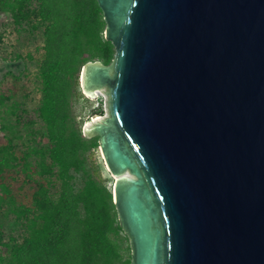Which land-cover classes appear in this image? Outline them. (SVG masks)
<instances>
[{
	"label": "water",
	"instance_id": "obj_1",
	"mask_svg": "<svg viewBox=\"0 0 264 264\" xmlns=\"http://www.w3.org/2000/svg\"><path fill=\"white\" fill-rule=\"evenodd\" d=\"M97 1L117 53L83 67V131L130 264H264V0Z\"/></svg>",
	"mask_w": 264,
	"mask_h": 264
},
{
	"label": "trees",
	"instance_id": "obj_2",
	"mask_svg": "<svg viewBox=\"0 0 264 264\" xmlns=\"http://www.w3.org/2000/svg\"><path fill=\"white\" fill-rule=\"evenodd\" d=\"M0 12L10 13L16 25L26 21L43 28L37 117L44 126L42 133L28 132L27 144L18 150L13 141L23 135L17 103L13 91L0 86V209L21 228L6 239L0 222V264H130L112 238L124 231L111 188L85 169L86 154L100 146L99 135L83 137L70 111L71 97H82L77 91L81 68L91 62L107 66L117 53L104 33L107 23L98 1L0 0ZM79 173L77 189L73 181ZM14 174H23L34 190L30 205L12 193Z\"/></svg>",
	"mask_w": 264,
	"mask_h": 264
},
{
	"label": "rangeland",
	"instance_id": "obj_3",
	"mask_svg": "<svg viewBox=\"0 0 264 264\" xmlns=\"http://www.w3.org/2000/svg\"><path fill=\"white\" fill-rule=\"evenodd\" d=\"M42 54L43 28L33 29L27 25L26 21L16 25L13 23L10 13L0 12V86L5 89H11L14 94L12 101L17 103L16 113L21 118L19 133L23 135L22 138L13 141L18 150L23 149L27 144L26 135L28 132H44L43 123L37 117V109L42 96V86L38 77V60L42 57ZM112 62L106 67H109ZM93 63L91 62V64ZM99 64L103 66L100 62ZM83 67L80 71L79 87L77 88L82 97H71L70 111L75 125L80 126L81 135L88 138L83 131L87 120L96 115V117L90 118L91 122H96L107 117V112L105 110V96L100 90H93L95 95L93 98L85 93L81 80ZM97 110L100 112H97ZM96 135H92L89 138ZM86 157L85 169L94 177L99 176L109 188H112L117 178L111 175L100 146L97 151L92 152L90 155L86 154ZM123 175L127 177L126 175L128 174L124 173ZM13 176L17 179L9 180L12 193L15 194L19 203L30 205L34 190L24 182L23 174H14ZM74 176L73 182L75 187L79 189L82 186L81 173L74 174ZM50 190L54 194L57 187L52 186ZM0 222L3 224L6 239L21 233V228L14 221V216L9 214L4 208L0 209ZM112 238L119 254L124 259L130 258V244L125 233Z\"/></svg>",
	"mask_w": 264,
	"mask_h": 264
}]
</instances>
